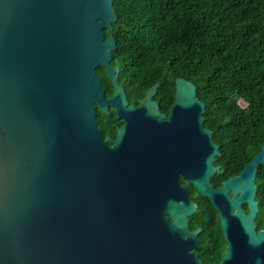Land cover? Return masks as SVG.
I'll return each instance as SVG.
<instances>
[{
    "label": "water",
    "instance_id": "water-1",
    "mask_svg": "<svg viewBox=\"0 0 264 264\" xmlns=\"http://www.w3.org/2000/svg\"><path fill=\"white\" fill-rule=\"evenodd\" d=\"M117 21L113 0H0V264H202L179 171L222 213L219 264H264L255 223L264 146L215 189L220 146L197 86L177 79L167 120L151 100L158 83L126 108L111 64L117 41L104 33ZM100 65L115 86L108 99ZM96 103L125 121L112 146Z\"/></svg>",
    "mask_w": 264,
    "mask_h": 264
},
{
    "label": "trees",
    "instance_id": "trees-1",
    "mask_svg": "<svg viewBox=\"0 0 264 264\" xmlns=\"http://www.w3.org/2000/svg\"><path fill=\"white\" fill-rule=\"evenodd\" d=\"M113 61L143 96L177 77L197 86L204 126L239 173L264 146V0H113ZM98 74L106 79L103 67ZM172 88V89H171ZM133 89V90H134ZM111 92V90H110ZM264 214V164L257 173Z\"/></svg>",
    "mask_w": 264,
    "mask_h": 264
},
{
    "label": "flooded vegetation",
    "instance_id": "flooded-vegetation-1",
    "mask_svg": "<svg viewBox=\"0 0 264 264\" xmlns=\"http://www.w3.org/2000/svg\"><path fill=\"white\" fill-rule=\"evenodd\" d=\"M111 64L113 66H119L114 63L113 57L111 60ZM100 66L103 67V72L107 76L106 79L102 78L101 76L100 77L102 79L103 86L106 91V98L108 99L114 94L115 86L113 81L107 75V68L103 65ZM178 78L184 77H177L175 79L174 89L172 92L166 89V85L162 87V82L154 83H158L159 87L157 93L151 98V100L158 103L161 115H165L164 120H167L169 118L171 113V106L175 102L176 84ZM118 82L124 88L126 94V108H129L130 106L140 108L142 106L141 100L145 97L147 89L154 85L153 84L148 87L143 96L137 97V89H134L132 82L121 77V70L120 72H118ZM95 110L97 123L101 130L103 140L107 141L108 145L110 146L114 145L118 139L120 129L125 125L124 119L122 117H119L117 107L111 103L107 106L108 112L102 110L98 103H96ZM161 115H158V118H160ZM215 143L220 146L219 149L221 154L217 156V159L215 161V166L219 167V170H217V172L211 176V184L215 189H220L223 187L224 181L228 180L233 176L239 175L244 170L246 164L250 161L244 164L243 169L239 173L226 177V172L228 171V160L226 159V156L222 154L221 144L218 142ZM177 177L180 187L187 189V194L189 198L195 202L197 208V210L189 216L190 231H198V233L195 235L196 246L191 249V252H193L194 255L197 256V258L202 262V264H219L222 262L223 257L226 255L228 247V242L221 221L222 213L215 206V204L210 198L201 194L194 184L187 181L184 172H177ZM230 193H232V191H230ZM256 200L259 202V211L255 217V223L257 225L256 229L259 232L261 230H264V214L260 205V201L258 199V190ZM179 201L182 202L183 199L179 198ZM242 207L248 214L250 213L251 209L249 207V203L243 202ZM166 216L169 217L170 223L173 222V218L169 213H166Z\"/></svg>",
    "mask_w": 264,
    "mask_h": 264
}]
</instances>
